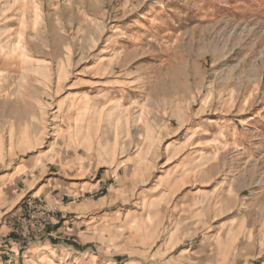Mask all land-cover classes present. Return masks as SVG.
<instances>
[{"label": "rangeland", "instance_id": "rangeland-1", "mask_svg": "<svg viewBox=\"0 0 264 264\" xmlns=\"http://www.w3.org/2000/svg\"><path fill=\"white\" fill-rule=\"evenodd\" d=\"M0 264H264V0H0Z\"/></svg>", "mask_w": 264, "mask_h": 264}]
</instances>
